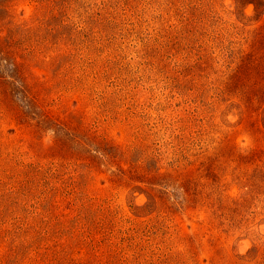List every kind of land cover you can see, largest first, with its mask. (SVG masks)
<instances>
[{
    "label": "rangeland",
    "instance_id": "rangeland-1",
    "mask_svg": "<svg viewBox=\"0 0 264 264\" xmlns=\"http://www.w3.org/2000/svg\"><path fill=\"white\" fill-rule=\"evenodd\" d=\"M0 264H264V0H0Z\"/></svg>",
    "mask_w": 264,
    "mask_h": 264
}]
</instances>
